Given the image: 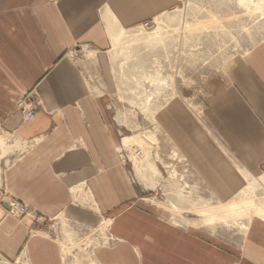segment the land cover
<instances>
[{
  "label": "crops",
  "instance_id": "crops-1",
  "mask_svg": "<svg viewBox=\"0 0 264 264\" xmlns=\"http://www.w3.org/2000/svg\"><path fill=\"white\" fill-rule=\"evenodd\" d=\"M174 3L0 0V134L19 138L25 148L2 159L5 187L39 215H63L87 225L109 220L122 244L101 251L102 264L239 262L161 222L140 203L142 191L131 183L118 155L123 138L111 109L116 84L106 56L113 47L109 29L132 30ZM84 45H91L94 57L78 60ZM26 95L39 104L30 123L16 109ZM202 96L212 137L199 122L192 125L180 101L165 109L159 122L224 201L242 185L233 163L251 177H258L264 165V45L225 76L211 79ZM4 205L0 255L13 261L25 248L32 264H60L59 248L46 239L44 228L35 225L33 234V224L7 217ZM263 222L255 220L246 239L245 256L253 264H264Z\"/></svg>",
  "mask_w": 264,
  "mask_h": 264
},
{
  "label": "rangeland",
  "instance_id": "rangeland-1",
  "mask_svg": "<svg viewBox=\"0 0 264 264\" xmlns=\"http://www.w3.org/2000/svg\"><path fill=\"white\" fill-rule=\"evenodd\" d=\"M173 1L176 5L146 22L147 27L109 29L113 47L106 56L116 84L111 109L123 138L118 155L131 183L142 191L140 203L161 222L213 244L238 264H253L245 256L246 239L253 222L264 221V165L252 178L229 157L243 180L233 196L221 201L163 128L159 115L180 101L192 125L199 122L212 137L202 95L211 79L225 76L238 60L264 45V0ZM93 57L76 55L78 60ZM24 150L19 138L0 134V205L28 207L7 190L1 169L5 156ZM28 210L30 216H6L33 224L32 233L35 225L44 228L46 239L59 248L60 264H102L100 252L122 244L109 220L87 225ZM0 264L32 263L23 248L13 261L0 255Z\"/></svg>",
  "mask_w": 264,
  "mask_h": 264
},
{
  "label": "built area",
  "instance_id": "built-area-1",
  "mask_svg": "<svg viewBox=\"0 0 264 264\" xmlns=\"http://www.w3.org/2000/svg\"><path fill=\"white\" fill-rule=\"evenodd\" d=\"M150 23H145L143 26L147 27ZM92 51L91 45H84L80 49V53L82 55H88ZM39 108V104L37 101L33 100L31 95H26L23 97L16 105L17 111L20 112L24 123H30L35 120L37 116V111ZM9 209L7 213L13 215L14 217H23V216H30V212L28 207L25 205H21L17 202H12L7 204Z\"/></svg>",
  "mask_w": 264,
  "mask_h": 264
},
{
  "label": "water",
  "instance_id": "water-1",
  "mask_svg": "<svg viewBox=\"0 0 264 264\" xmlns=\"http://www.w3.org/2000/svg\"><path fill=\"white\" fill-rule=\"evenodd\" d=\"M4 207L8 210L9 207L7 205H4ZM4 212L0 211V219L4 216Z\"/></svg>",
  "mask_w": 264,
  "mask_h": 264
},
{
  "label": "bare ground",
  "instance_id": "bare-ground-1",
  "mask_svg": "<svg viewBox=\"0 0 264 264\" xmlns=\"http://www.w3.org/2000/svg\"><path fill=\"white\" fill-rule=\"evenodd\" d=\"M127 139H125V143H126ZM8 206V205H7ZM10 215V214H9Z\"/></svg>",
  "mask_w": 264,
  "mask_h": 264
}]
</instances>
